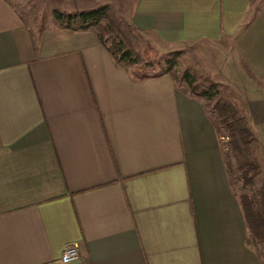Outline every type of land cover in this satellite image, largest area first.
I'll use <instances>...</instances> for the list:
<instances>
[{
    "label": "crops",
    "instance_id": "crops-1",
    "mask_svg": "<svg viewBox=\"0 0 264 264\" xmlns=\"http://www.w3.org/2000/svg\"><path fill=\"white\" fill-rule=\"evenodd\" d=\"M110 6L164 49L216 47L264 178V0H56ZM206 101L140 78L89 31H33L0 0V264H262Z\"/></svg>",
    "mask_w": 264,
    "mask_h": 264
},
{
    "label": "trees",
    "instance_id": "trees-1",
    "mask_svg": "<svg viewBox=\"0 0 264 264\" xmlns=\"http://www.w3.org/2000/svg\"><path fill=\"white\" fill-rule=\"evenodd\" d=\"M53 14L57 22L64 23L65 29L71 31H92L115 61L125 69L129 70V66L136 63V59L132 57V52L123 49L122 42L118 41L116 43L113 40V49L107 46L109 39L105 35L110 33L112 27L125 36H127L129 30L135 31L110 6L107 5L90 11L75 13L54 11ZM132 74L140 78L166 75L163 73L155 76ZM184 81L191 94L204 99L206 102H213L212 110L215 115V120L213 121L215 130L218 134L220 129H223L227 138L226 148L228 153L224 152L223 155L229 183L232 188L237 183L242 185L241 192L237 193V195L247 227V243L255 249L261 260L263 253L261 254L258 251V246L264 245V179L261 178V163L255 157V150L259 149L260 144L251 129L246 113V104L227 86H224L222 91H220L217 89L218 84L213 83L210 89H204L197 93L192 76L185 74ZM229 160H232L233 166ZM260 179L262 180L257 185L256 182Z\"/></svg>",
    "mask_w": 264,
    "mask_h": 264
},
{
    "label": "rangeland",
    "instance_id": "rangeland-1",
    "mask_svg": "<svg viewBox=\"0 0 264 264\" xmlns=\"http://www.w3.org/2000/svg\"><path fill=\"white\" fill-rule=\"evenodd\" d=\"M9 1L35 32L56 25L64 27V23H59L54 18V11L65 13L57 8L56 0ZM114 12L119 16L115 10ZM113 28L114 27L110 29L109 34L107 33V35H105L107 39H109L107 46L110 49H113L114 46L112 41L114 40L116 43L119 41L122 42L123 49H127L132 52V57L136 59V63L129 66L130 72L138 75L146 74L149 76H155L163 73L173 77L179 88L189 91V88L184 81L185 74H188L194 78V84L196 87L195 91L197 93L204 89H210L211 85L216 83L214 77V62L217 59L216 47L193 45L176 50H168L151 41L147 38V36L136 31L129 30V33L125 36L122 35L119 30L117 31V29ZM223 87V85L218 84L217 89L222 91ZM212 106L213 102L205 103V108L208 110L210 117L214 121L215 115L213 113ZM218 135L220 137L223 153H228V149L226 148L227 138L224 130L220 129ZM255 153V157H257L262 166L263 149H261V145L258 150H255ZM229 161L233 166L232 160ZM261 178H263V176ZM261 180L262 179L256 182L257 185H259ZM241 186V183L235 184L233 188L234 191L236 193H240L242 189ZM258 251L261 252V254L263 253L261 263L264 264V245H259Z\"/></svg>",
    "mask_w": 264,
    "mask_h": 264
},
{
    "label": "built area",
    "instance_id": "built-area-1",
    "mask_svg": "<svg viewBox=\"0 0 264 264\" xmlns=\"http://www.w3.org/2000/svg\"><path fill=\"white\" fill-rule=\"evenodd\" d=\"M80 245L77 242L67 243L60 257L61 264H70L79 258Z\"/></svg>",
    "mask_w": 264,
    "mask_h": 264
}]
</instances>
